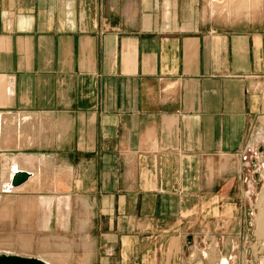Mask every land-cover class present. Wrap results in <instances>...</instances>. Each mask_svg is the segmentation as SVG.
<instances>
[{"label":"crops","instance_id":"crops-1","mask_svg":"<svg viewBox=\"0 0 264 264\" xmlns=\"http://www.w3.org/2000/svg\"><path fill=\"white\" fill-rule=\"evenodd\" d=\"M254 149L264 0H0V249L166 264L193 223L215 264L253 227Z\"/></svg>","mask_w":264,"mask_h":264},{"label":"rangeland","instance_id":"rangeland-1","mask_svg":"<svg viewBox=\"0 0 264 264\" xmlns=\"http://www.w3.org/2000/svg\"><path fill=\"white\" fill-rule=\"evenodd\" d=\"M259 175V176H258ZM258 175L253 178L254 180V190L257 193L261 192L260 197L257 201V208H252L255 211V215L250 220L252 221L253 227H251L245 234L225 236L220 235L217 240L224 242V246L218 250L210 251L211 260L216 258L215 264H222V260H227L228 264H264V167L258 173ZM259 177V180H258ZM257 178V180H256ZM262 199V201H260ZM252 207V206H251ZM252 210V211H253ZM251 215V212H250ZM212 235H198L196 231L195 224L189 225V230L183 235L182 241L185 245V250L182 251V256L174 257L170 262L166 264H203L197 259L198 253L203 254V251L198 246V243L202 242L204 239L208 243L210 242V237ZM75 235L71 234H61V241L74 240ZM204 238V239H202ZM238 242V245L230 246L231 243ZM68 245V244H64ZM2 246H6L5 243ZM11 250L12 252H20L24 255H34L43 257L49 260L53 264H97L96 260L99 259V252L97 250H85V249H34V250H12V249H0L1 251ZM112 251H108V256L114 255L109 254ZM208 251H205V259L208 257ZM49 263V262H48ZM49 263V264H52ZM209 262L205 261L204 264ZM213 264V263H211Z\"/></svg>","mask_w":264,"mask_h":264},{"label":"water","instance_id":"water-1","mask_svg":"<svg viewBox=\"0 0 264 264\" xmlns=\"http://www.w3.org/2000/svg\"><path fill=\"white\" fill-rule=\"evenodd\" d=\"M29 178L28 173L16 172L13 175L12 186H18ZM0 264H48L47 262L31 257H23L15 254L0 253Z\"/></svg>","mask_w":264,"mask_h":264},{"label":"built area","instance_id":"built-area-1","mask_svg":"<svg viewBox=\"0 0 264 264\" xmlns=\"http://www.w3.org/2000/svg\"><path fill=\"white\" fill-rule=\"evenodd\" d=\"M254 151H256V152H258V153H261V152H263L264 150H261V152H259L260 150H256V149H254ZM256 161H257V159H255V165H256ZM262 166V167H261ZM258 167H261V168H263L264 167V164H261L260 166H258Z\"/></svg>","mask_w":264,"mask_h":264},{"label":"bare ground","instance_id":"bare-ground-1","mask_svg":"<svg viewBox=\"0 0 264 264\" xmlns=\"http://www.w3.org/2000/svg\"><path fill=\"white\" fill-rule=\"evenodd\" d=\"M67 198V197H66ZM51 200V199H50ZM262 201V200H261ZM65 218V217H64ZM48 263V262H47ZM49 264V263H48ZM222 264H225L224 262H222Z\"/></svg>","mask_w":264,"mask_h":264}]
</instances>
